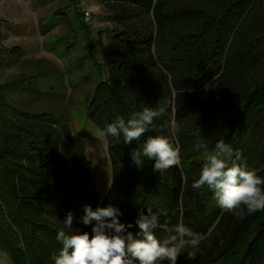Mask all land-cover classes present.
Listing matches in <instances>:
<instances>
[{"label":"trees","instance_id":"1","mask_svg":"<svg viewBox=\"0 0 264 264\" xmlns=\"http://www.w3.org/2000/svg\"><path fill=\"white\" fill-rule=\"evenodd\" d=\"M66 1L54 16L69 33L82 31L100 77L85 99L87 119L103 133L107 124L127 121L144 107L166 110L132 145L104 134L112 182L101 198L69 117L28 107L31 94L48 96L37 87L39 76L0 75V251L12 264H54L67 213L74 214V228L63 229L66 234L91 235V225L77 222L84 206L111 204L122 223L134 224L151 206L161 222L197 233V259L182 253L176 264H264V211L245 209L240 218L223 211L206 186L192 188L205 160L198 142L212 152L223 139L241 154L230 166L234 161L264 178V0H98L112 22L99 32L108 34L110 60L104 64L96 61L80 0ZM22 53L18 46L0 48V71ZM155 136L180 153L179 165L163 174L154 173L146 157L139 168L130 158L133 148ZM155 234L161 242L168 236Z\"/></svg>","mask_w":264,"mask_h":264},{"label":"clouds","instance_id":"2","mask_svg":"<svg viewBox=\"0 0 264 264\" xmlns=\"http://www.w3.org/2000/svg\"><path fill=\"white\" fill-rule=\"evenodd\" d=\"M165 110L166 106L157 109L144 107L127 121L117 118L107 124L102 134L122 136L126 145H132L149 130L154 118L161 116ZM195 147L198 151L204 149L205 160L199 178L192 184L194 190L206 186L214 193L223 211L240 218L245 209L248 214L264 211V190L260 187L264 185V178L234 161L229 165L233 156L235 160H240L238 151H234L223 139L216 142L212 152H208L207 145L202 142L196 143ZM144 157L154 161L153 171L157 174H163L180 163L179 150L164 136L150 137L142 149L133 148L130 151V158L137 168ZM144 207L147 214L141 210L133 224L122 223L119 219L122 213L111 204L98 206L95 210L85 205L84 215L77 222L91 225V235L80 231L66 234L63 229L74 228V214L67 213L63 219V229L57 234L62 247L58 254L53 253L54 264H156L158 260L176 264L182 253H186V259L196 260L199 235L183 224L161 222L159 213L151 206ZM134 226L138 227L135 234L130 231ZM157 230L168 233L163 242L157 238ZM181 240L184 241L183 245Z\"/></svg>","mask_w":264,"mask_h":264},{"label":"rangeland","instance_id":"3","mask_svg":"<svg viewBox=\"0 0 264 264\" xmlns=\"http://www.w3.org/2000/svg\"><path fill=\"white\" fill-rule=\"evenodd\" d=\"M66 2L0 0V48L18 46L23 52L18 61L3 68L0 75L8 78L25 72L30 76H39L38 83L41 85L37 87L46 91L48 96L35 97L31 94L34 101L28 107L62 111L69 117L78 150L88 163L99 195L103 198L112 182V164L107 139L87 119L85 107V99L100 77L92 67L94 62L90 63L88 59V43L82 31L77 29V33H69L65 24L54 16L55 11ZM80 3L84 23L89 26L94 40L96 61L104 64L110 60L106 52L108 34L100 37L99 32L111 28L112 22L98 0H80ZM58 72L62 73V77L57 83L55 77ZM0 264H12L1 251Z\"/></svg>","mask_w":264,"mask_h":264}]
</instances>
